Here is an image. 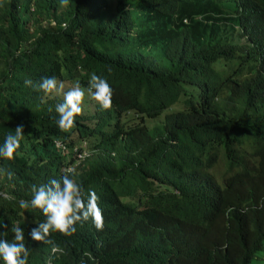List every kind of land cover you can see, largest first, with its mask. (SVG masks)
Returning a JSON list of instances; mask_svg holds the SVG:
<instances>
[{
	"label": "trees",
	"instance_id": "trees-1",
	"mask_svg": "<svg viewBox=\"0 0 264 264\" xmlns=\"http://www.w3.org/2000/svg\"><path fill=\"white\" fill-rule=\"evenodd\" d=\"M93 73L111 107L89 98L61 130L63 99L36 86ZM21 124L0 157V239L19 226L27 264H264V0H0V146ZM73 172L103 230L32 241L45 217L19 202Z\"/></svg>",
	"mask_w": 264,
	"mask_h": 264
},
{
	"label": "clouds",
	"instance_id": "clouds-1",
	"mask_svg": "<svg viewBox=\"0 0 264 264\" xmlns=\"http://www.w3.org/2000/svg\"><path fill=\"white\" fill-rule=\"evenodd\" d=\"M61 3L67 6L69 0H61ZM234 29H239V27L235 26ZM238 36L241 37V35ZM25 84L32 86V81L26 80ZM36 87L46 96L63 97V102L57 104L55 110L59 117L58 126L64 131L70 130L74 126L75 118L83 113L82 105L86 94L102 109H109L112 104L111 86L106 79L95 73L91 74L87 88L82 87L79 81H75L65 91V83L57 80L55 76L42 78ZM14 133V135L8 134L4 144L0 146V157L9 160L14 158V154L20 147V141L24 138L23 125H17ZM81 146L85 147V142H82ZM82 155L84 152L76 156L79 158ZM74 175V172L64 174L60 179H53L48 184H42L39 187L33 185L31 202L26 200L19 202L21 208L39 209L45 217L44 222L31 230L29 235L32 241L52 244V241L48 239L50 232L70 236L76 231L78 223L83 224L89 220L92 221L97 231L103 230L104 217L99 206L100 197L94 190H89L87 202H85L84 189L72 178ZM2 227L6 225L0 224V228ZM12 232L14 236L11 241L0 239V260L3 264H27L29 252L24 242V232L19 226L14 227ZM51 251L62 253L63 249L53 245Z\"/></svg>",
	"mask_w": 264,
	"mask_h": 264
},
{
	"label": "rangeland",
	"instance_id": "rangeland-1",
	"mask_svg": "<svg viewBox=\"0 0 264 264\" xmlns=\"http://www.w3.org/2000/svg\"><path fill=\"white\" fill-rule=\"evenodd\" d=\"M240 35V34H239ZM233 41H239L241 44H243V40H242V38L240 37V36H238V32L235 34V36L233 37ZM65 83V85H66V88H65V91H67L68 90V88L71 86L68 82H64ZM59 97H61L62 99H63V97L62 96H59ZM88 102H89V97L86 95L85 96V99H84V102H83V107H84V109L83 110H85L84 112L86 113V114H88L89 112L88 111H90L91 110V106H89V104H88ZM180 107V105L178 104V103H176V104H174L172 107H171V109H176V108H179ZM86 108V109H85ZM163 113L164 112H162L161 114H160V116L159 117H161L162 115H163ZM159 118H155V120H150V121H148V126H150V125H152V123L153 122H155L156 120H158ZM219 165V167L221 168V164H218ZM219 167L217 168V170H219ZM213 173H214V171H213ZM216 180L220 183L221 182V179H220V177H218L217 175H216Z\"/></svg>",
	"mask_w": 264,
	"mask_h": 264
}]
</instances>
